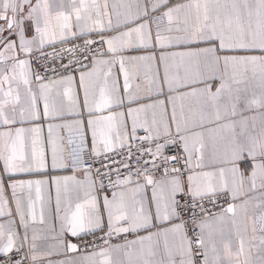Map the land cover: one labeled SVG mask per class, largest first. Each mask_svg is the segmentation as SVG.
Wrapping results in <instances>:
<instances>
[{
  "label": "snow or ice",
  "instance_id": "snow-or-ice-1",
  "mask_svg": "<svg viewBox=\"0 0 264 264\" xmlns=\"http://www.w3.org/2000/svg\"><path fill=\"white\" fill-rule=\"evenodd\" d=\"M0 264H264V0H0Z\"/></svg>",
  "mask_w": 264,
  "mask_h": 264
}]
</instances>
